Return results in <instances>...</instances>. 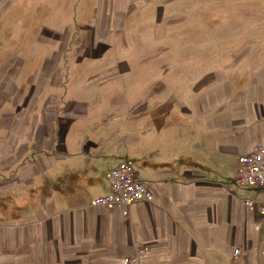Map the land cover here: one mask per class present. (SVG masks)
<instances>
[{
    "label": "crops",
    "instance_id": "obj_1",
    "mask_svg": "<svg viewBox=\"0 0 264 264\" xmlns=\"http://www.w3.org/2000/svg\"><path fill=\"white\" fill-rule=\"evenodd\" d=\"M118 18L126 25L129 14ZM94 46L93 58L101 56L105 50ZM167 63L170 68L189 65L186 60ZM58 65L45 62L33 96L14 101L17 111H8L11 115L6 113L0 122V172L8 171L0 175V186L16 193L42 183L45 190L38 203H22L24 214L17 225L0 232L1 240L11 245L20 235L30 258L65 264H129L127 258L134 260L131 264H238L240 257L259 264L264 222L259 204L250 207L243 201L264 199V186L243 187L236 176L239 156L264 143L262 78L253 74L247 90L238 91L223 84L221 75H201L189 82L186 70L181 90L172 88L173 83L159 88L156 81L158 88L150 91L148 101H138L135 92L114 90L111 84L105 89L107 105L115 109L109 122L118 125L105 137L79 142L69 139L71 127L55 123L59 112L50 116L55 99L51 84H60L55 80ZM110 68L103 75L123 74L118 67ZM50 90L54 94L46 95ZM161 90L170 106H162ZM65 95L60 93L59 108L69 107ZM46 96L50 101L35 114ZM92 98L76 101L68 114L99 105ZM130 115L134 117L127 126L124 121ZM124 158L132 160L152 197L129 209L96 203L111 191L108 170ZM56 159L60 165H54Z\"/></svg>",
    "mask_w": 264,
    "mask_h": 264
},
{
    "label": "rangeland",
    "instance_id": "obj_2",
    "mask_svg": "<svg viewBox=\"0 0 264 264\" xmlns=\"http://www.w3.org/2000/svg\"><path fill=\"white\" fill-rule=\"evenodd\" d=\"M127 12L126 25L131 29L119 24L123 18L118 16ZM92 43L105 50L101 56L93 58ZM53 60L60 62L55 80L61 85L51 84L55 94L51 90L46 94L55 95L50 116L59 112L55 123L71 127V132H66L69 139L97 140L118 125L109 122L115 109L107 105L105 89L111 84L114 90L126 91L127 95L135 92L140 95L138 101H148L146 97L158 86L173 83L172 88L181 90L187 82L186 70L189 82L201 75H221L223 84L232 85L227 86L230 90H247L253 74L257 80H264V0H0V122H5L8 111H17L14 101L33 96L45 62ZM170 60H186L189 65L170 68ZM11 61L19 72L13 73L7 90L8 76L3 73ZM109 67H118L123 74L103 75ZM161 92L162 106H170L165 100L167 93ZM60 93L66 94L69 107L59 108ZM47 97L36 106L35 114L50 101ZM92 97L99 105L88 112L68 114L74 111L76 101ZM34 117L29 120L32 124L36 123ZM132 117L128 116L124 124L128 126ZM117 136L118 132L112 138ZM53 163L60 165L59 159ZM7 173L1 171L0 175ZM42 192V183L16 193L0 186V232L17 225L24 214L22 203H38ZM17 230L20 232V227ZM1 239L0 264H65L30 258L22 250L20 235L11 245ZM260 255L259 264H264L262 249ZM238 261L248 264L241 257Z\"/></svg>",
    "mask_w": 264,
    "mask_h": 264
},
{
    "label": "built area",
    "instance_id": "obj_3",
    "mask_svg": "<svg viewBox=\"0 0 264 264\" xmlns=\"http://www.w3.org/2000/svg\"><path fill=\"white\" fill-rule=\"evenodd\" d=\"M108 179L111 191L107 195L96 198V203L121 204L129 209L133 202L152 197L151 188L145 180L136 176L132 160L129 158L122 159L113 167L108 174ZM236 181L239 185L247 188H256L264 185L263 142H257L249 152L239 156ZM243 202L250 207L259 204V210L264 222V199L257 200L254 197H249L245 198ZM139 248L140 251H144L141 246ZM128 261L129 259L127 258L125 262Z\"/></svg>",
    "mask_w": 264,
    "mask_h": 264
},
{
    "label": "bare ground",
    "instance_id": "obj_4",
    "mask_svg": "<svg viewBox=\"0 0 264 264\" xmlns=\"http://www.w3.org/2000/svg\"><path fill=\"white\" fill-rule=\"evenodd\" d=\"M13 61L7 66V68L4 70V76L7 77L9 74L16 73L15 66L12 64ZM7 81V80H6ZM5 81V82H6ZM3 84V81L1 82V85Z\"/></svg>",
    "mask_w": 264,
    "mask_h": 264
}]
</instances>
